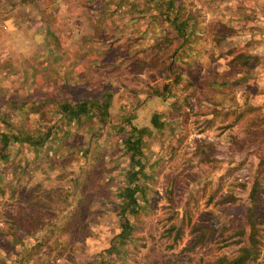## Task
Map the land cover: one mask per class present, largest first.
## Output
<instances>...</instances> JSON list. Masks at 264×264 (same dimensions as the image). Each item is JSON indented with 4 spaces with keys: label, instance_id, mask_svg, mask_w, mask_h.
I'll return each instance as SVG.
<instances>
[{
    "label": "rangeland",
    "instance_id": "rangeland-1",
    "mask_svg": "<svg viewBox=\"0 0 264 264\" xmlns=\"http://www.w3.org/2000/svg\"><path fill=\"white\" fill-rule=\"evenodd\" d=\"M190 1L203 26L202 38L193 43L186 56L175 59L173 51L179 39L170 26L141 17L124 28L125 18L120 12L126 8L124 3L109 13L107 9L113 5L102 11L101 0H0V85L12 89L32 76L44 90L58 95H98L101 90L110 89L112 121L119 119L120 111L131 113L129 105L135 101V124L143 123L151 108L161 104L159 97L147 96L148 93L162 95L173 86L178 98L169 102V114L179 113L180 120L174 134L163 127L146 140L147 149L158 157L151 178L146 180L154 188L147 191L152 205L137 214V225L132 231L135 237L127 242L125 264H201L217 258L231 259L247 241L249 224L244 218V202L253 178L257 184L251 202L259 241L256 258L247 264H264V143L240 150L231 136L238 138L242 134L245 116L232 126H225L232 113L224 116L213 111L224 97L249 102L264 100V0ZM20 29L23 33L16 36ZM49 30L53 36L50 41L57 40L52 60L41 40ZM33 49L39 52L35 61L41 76L32 75L26 59V53L31 54ZM10 57L18 64L17 70L7 75L5 67ZM150 58H156L155 63L150 64ZM169 61L171 68L182 71L178 83L174 84L166 69ZM3 69L7 74H2ZM242 72L248 73L249 78L241 84L218 88L212 82ZM85 121L90 124L92 120ZM80 133L81 128H70L56 152L77 140ZM105 144L95 163V178L82 187L86 197L80 213L67 204L65 177H45L43 161L27 162L14 188L10 177L5 176L8 168L3 170L0 225H6V217L13 216L30 227L34 221L26 215L27 210L38 214L39 208L63 211L70 206L76 214L69 229L59 234L61 252L52 264H64L71 258L85 264L87 259H95L96 250L107 244L115 229L110 208L120 165L115 155L121 142L118 135L113 137L110 132ZM48 154L53 165L62 160L60 155L52 156L51 149ZM71 157L74 163L82 159L78 151ZM15 159L7 166L17 165ZM169 178H174L172 206L166 193ZM172 208L190 213V218L170 244L172 233L166 234L164 226ZM196 222L204 225L196 226ZM201 230L204 232L200 240L188 247ZM22 231L14 230L20 241L24 240ZM3 238L0 236V252L12 250L13 246ZM24 244L29 243L25 240ZM120 262V258H112L109 264Z\"/></svg>",
    "mask_w": 264,
    "mask_h": 264
},
{
    "label": "trees",
    "instance_id": "trees-1",
    "mask_svg": "<svg viewBox=\"0 0 264 264\" xmlns=\"http://www.w3.org/2000/svg\"><path fill=\"white\" fill-rule=\"evenodd\" d=\"M189 1L101 0L99 9L105 11V8L107 9L110 4L113 6L107 10L112 13L124 3L126 8L120 11L125 18L124 28L138 22L141 17L169 25L179 39L177 47L173 51V58L182 59L186 56L187 51L193 49V43L202 38L200 32L203 26L200 25L198 13L192 7L193 1ZM97 18L100 19L101 15ZM76 31L78 30L76 29ZM19 33H23L22 29L16 31V36ZM220 33L224 34L221 31ZM52 37V32L49 30L43 33L41 39L51 60L56 54L54 46L57 44L55 39L54 43L50 41ZM5 42L2 43L6 45ZM28 48L27 46L24 49ZM30 53H26V57L28 56L26 59L32 75H40L41 71L36 69L39 64L35 61L39 52L33 49ZM137 61L143 62L144 59H137ZM148 61L151 64L156 61V58H150ZM17 64L15 59L10 57L7 67H5L8 74L4 69L2 74L11 75L17 70ZM170 64V61L167 62L166 69L170 71L175 84L181 80L182 71L179 68H171ZM248 78L249 74L242 72L230 78L214 79L212 82L218 88H226L229 85L241 84ZM164 91L166 92L162 95L155 92L148 93L147 96L159 97L161 104L151 108L143 123L135 124L132 122V109L135 101L129 105L131 113L126 110L120 111L119 119L112 121L110 117L112 91L110 89L101 90L98 95L96 93L88 95V93L74 94L70 92L58 95L55 92L50 93L44 90L41 85L33 81L32 76L19 82L12 89L8 85H0V166L2 167L0 175L4 174L3 170L8 168L9 172L6 171L5 176L10 177L12 188L17 183V176L27 162L39 163L43 161L45 177L47 175L49 177H51L50 175L65 177L67 204L69 202L80 213L82 202L86 197V191L82 187L91 183L97 174L95 163L99 160L101 147L106 146V136L108 138L110 132L113 137L119 136L121 148L117 151L115 160L120 165L116 171L118 179L115 183L113 191L115 196L111 199L110 208L111 214L115 216V229L109 235L107 244L96 250V258L87 259L85 264H109L112 258H120L121 264L126 263L127 242L135 237L132 231L137 225V214L152 205L151 196L147 191L154 188L146 180L151 178L158 157L157 155L153 156V153L147 149L146 140L153 133L161 131L163 127H166L169 133L174 134L176 124L181 116L176 112L169 114V102L178 98L176 89L172 86L167 87ZM210 102L214 104V102ZM121 106V109L124 108L122 104ZM213 109L214 113L222 112L224 116L229 112L232 113L230 119L224 123L225 126H232L239 118L245 116L242 134L238 138L231 136V141L240 150L247 151L264 143V100L249 102L224 97L220 98V105L213 106ZM171 111H175V109H171ZM87 118L92 120L90 124L86 123ZM70 128H81L79 138L66 143L63 149L57 153L58 143L64 137H68ZM48 149H51L52 156L60 155L62 160L55 162L54 165L51 164L52 158L48 154ZM77 151L82 159L74 163L71 155H76ZM13 158H16L17 165L12 163L7 166V163H11ZM256 180V178L252 179L247 199L244 202L247 205L244 218L249 224L246 232V244L231 259L217 258L206 260L201 264H247L256 258L259 230L252 212L253 204L251 202L255 194ZM173 183L174 178L166 180L167 199L170 200L171 206L174 205L170 195ZM222 197H226V195ZM187 211L189 210L187 209ZM75 214L70 206L63 211L48 207L47 209L39 208L38 214H32L27 210L26 215L34 221L30 227L23 225V221L21 223L13 216H7L4 220L6 225H0V236L4 237L5 242L13 247L10 251L0 252V264H27V262L29 264H52L56 254L61 252L62 242L59 234L69 229ZM189 218L190 213L184 212L183 214L174 208L165 217L168 223L164 226V232L170 233V235L172 233L170 244L179 236L183 223ZM195 225L200 227L204 223L196 222ZM17 228L23 230L24 240L21 239L22 241L17 235H14V230ZM203 232V230L198 232L191 239L188 247L194 246L202 237ZM25 240L29 243L27 246L24 244ZM64 264L80 263L71 258Z\"/></svg>",
    "mask_w": 264,
    "mask_h": 264
}]
</instances>
